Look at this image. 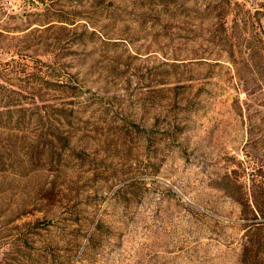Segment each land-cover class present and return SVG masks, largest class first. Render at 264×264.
<instances>
[{
	"label": "rangeland",
	"instance_id": "1",
	"mask_svg": "<svg viewBox=\"0 0 264 264\" xmlns=\"http://www.w3.org/2000/svg\"><path fill=\"white\" fill-rule=\"evenodd\" d=\"M262 171L264 0H0V264H238Z\"/></svg>",
	"mask_w": 264,
	"mask_h": 264
},
{
	"label": "trees",
	"instance_id": "2",
	"mask_svg": "<svg viewBox=\"0 0 264 264\" xmlns=\"http://www.w3.org/2000/svg\"><path fill=\"white\" fill-rule=\"evenodd\" d=\"M262 172L264 174V171ZM255 211L264 216L263 209L258 201L255 205ZM263 227L264 221L249 225L248 234L242 241V253L238 264H264V236L260 233Z\"/></svg>",
	"mask_w": 264,
	"mask_h": 264
}]
</instances>
